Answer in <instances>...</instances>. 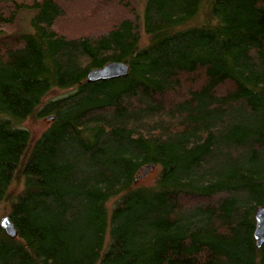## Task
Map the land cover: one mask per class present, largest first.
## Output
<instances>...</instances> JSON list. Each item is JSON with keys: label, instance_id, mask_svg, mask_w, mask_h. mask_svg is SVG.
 Wrapping results in <instances>:
<instances>
[{"label": "trees", "instance_id": "16d2710c", "mask_svg": "<svg viewBox=\"0 0 264 264\" xmlns=\"http://www.w3.org/2000/svg\"><path fill=\"white\" fill-rule=\"evenodd\" d=\"M87 3L0 0V202L23 177L0 264H264V0ZM111 61L127 72L87 80Z\"/></svg>", "mask_w": 264, "mask_h": 264}, {"label": "rangeland", "instance_id": "374dc122", "mask_svg": "<svg viewBox=\"0 0 264 264\" xmlns=\"http://www.w3.org/2000/svg\"><path fill=\"white\" fill-rule=\"evenodd\" d=\"M132 5L135 6V8L138 9V11L141 13V20H143V15H144V8H145V4H146V0H129ZM92 2L94 3L95 0H88V3L85 4V6L83 7L86 8L88 6H90L92 4ZM124 7L127 6L125 3H123ZM209 4L204 3V5H202V7L199 9L197 15H196V19L195 22H202L206 19V14L209 12ZM111 8L107 9L108 11V16H111ZM80 11V14H84V10L82 9H74L72 11H70V13L72 12H77ZM122 12V10H120V8L118 7V10ZM116 11V12H117ZM208 11V12H207ZM113 14V13H112ZM93 17V16H92ZM113 17V16H111ZM95 18V16L93 17ZM105 18L103 17H99L97 18L96 21H85L82 22L83 24H79L80 26H82L83 30L80 31V33H86V32H91V31H98L100 29H105L106 27L109 26L108 23H106V20H104ZM193 19V20H194ZM26 20L28 21V16L25 15L24 18L21 20V25H24V23H26ZM93 20V19H92ZM28 27V25H27ZM149 40V35L144 31L143 28V21H141V41H140V45H145ZM72 87H58V86H54L52 87L47 94L44 95V97L41 100V103L39 104V106L35 109V111L30 114L29 116H27L24 120L19 122V125L27 128L30 133H31V140L35 139L37 136H39V134L47 127L51 124L52 120L54 118H52V114H46L43 116L38 115L37 111L41 108V106L43 105V103L50 99V98H56L58 96H61L63 94L68 93L70 90H72ZM31 143V142H30ZM159 172V167L156 165L153 166H149V167H145L140 171V174L138 176V179L136 181V183H138V185H150L151 183L154 182L156 175ZM23 177L21 175V171L19 169H17V171L15 172V175L8 187L7 193L5 198L0 202V217H2L3 215L7 214L9 209H10V205L11 202L15 199L16 195L18 194V192H20L23 188ZM113 199L108 201V205L111 206Z\"/></svg>", "mask_w": 264, "mask_h": 264}, {"label": "water", "instance_id": "95a60500", "mask_svg": "<svg viewBox=\"0 0 264 264\" xmlns=\"http://www.w3.org/2000/svg\"><path fill=\"white\" fill-rule=\"evenodd\" d=\"M128 64L122 61H111L105 65L91 69L87 73V80L108 79L127 72ZM54 117L53 115L51 116ZM150 165H147L149 167ZM254 237L256 245L260 247L264 243V204L255 207ZM0 226L12 236L17 234V229L7 214L0 217Z\"/></svg>", "mask_w": 264, "mask_h": 264}]
</instances>
